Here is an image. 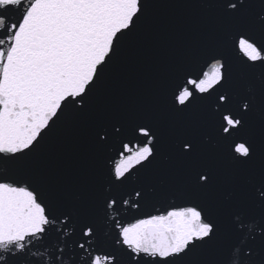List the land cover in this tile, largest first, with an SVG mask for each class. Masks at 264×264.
<instances>
[{
  "label": "snow or ice",
  "instance_id": "obj_1",
  "mask_svg": "<svg viewBox=\"0 0 264 264\" xmlns=\"http://www.w3.org/2000/svg\"><path fill=\"white\" fill-rule=\"evenodd\" d=\"M0 264H264V0H0Z\"/></svg>",
  "mask_w": 264,
  "mask_h": 264
},
{
  "label": "water",
  "instance_id": "obj_2",
  "mask_svg": "<svg viewBox=\"0 0 264 264\" xmlns=\"http://www.w3.org/2000/svg\"><path fill=\"white\" fill-rule=\"evenodd\" d=\"M109 154H111V153H109ZM170 202H172V201H170ZM175 202H176V203H182V201L179 200V199L175 200Z\"/></svg>",
  "mask_w": 264,
  "mask_h": 264
}]
</instances>
